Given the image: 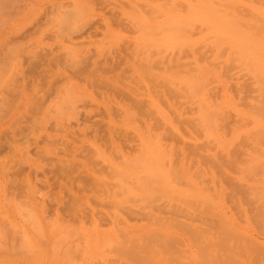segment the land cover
I'll use <instances>...</instances> for the list:
<instances>
[{
    "label": "rangeland",
    "instance_id": "obj_1",
    "mask_svg": "<svg viewBox=\"0 0 264 264\" xmlns=\"http://www.w3.org/2000/svg\"><path fill=\"white\" fill-rule=\"evenodd\" d=\"M0 264H264V0H0Z\"/></svg>",
    "mask_w": 264,
    "mask_h": 264
}]
</instances>
